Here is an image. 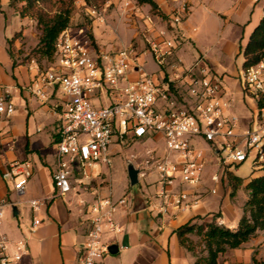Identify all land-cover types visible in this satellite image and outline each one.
Listing matches in <instances>:
<instances>
[{
    "label": "built area",
    "instance_id": "obj_1",
    "mask_svg": "<svg viewBox=\"0 0 264 264\" xmlns=\"http://www.w3.org/2000/svg\"><path fill=\"white\" fill-rule=\"evenodd\" d=\"M128 5L125 2L123 6ZM188 14L189 7L181 4L165 21L167 28L160 36L148 40V54L159 68L156 73L143 71L134 47L112 55L96 53L81 30L72 32L69 28L58 36L46 69L33 60L27 63L33 72L27 92L41 102L56 92L61 94V98L55 97L59 108L56 165L51 174L55 194L63 197L76 190L94 196L84 212L88 230L74 264H101L109 255L103 235L121 232L113 216L124 200L100 197L92 187L97 179L99 186H109L102 169L110 167L111 144L162 142L163 155H150L146 165L151 164L156 171L157 198L161 200L158 210L163 215L169 208L197 206L200 197L195 190L204 185L206 169L212 163L215 170L207 178L210 195L217 194L230 166L250 160L254 175L264 168V59L241 72L242 94L254 103L255 112L249 126L239 131V120L229 113L230 102L221 80L201 58L188 67L180 60L167 64L175 43L164 36ZM146 22L152 27L153 17L147 16ZM104 98L109 102L104 103ZM14 112L13 103L0 86V117L10 118ZM31 176V165L17 162L1 175L19 195ZM28 203L33 211L40 205L36 200ZM6 206L0 202V225ZM39 224L33 218L30 232ZM6 251L7 239L0 234V264H19L28 252L27 240L16 241L11 254Z\"/></svg>",
    "mask_w": 264,
    "mask_h": 264
},
{
    "label": "crops",
    "instance_id": "obj_2",
    "mask_svg": "<svg viewBox=\"0 0 264 264\" xmlns=\"http://www.w3.org/2000/svg\"><path fill=\"white\" fill-rule=\"evenodd\" d=\"M153 1L165 16V21L181 4L185 3L189 7L186 19L174 29L169 28L164 36L175 43L166 59L167 64L170 66L180 60L182 64L186 61L183 67L190 66L197 58L190 53L189 44L198 53V58L221 80L230 102L229 113L238 118L239 131L244 130L251 122L255 105L242 94L240 78L243 58L240 70L233 60L242 54L249 35L262 18L263 0ZM4 6L8 7V0H0V18ZM144 7L149 9L148 6ZM151 16L153 26L160 23L157 32L155 27L147 29V33L155 38L167 27L165 21ZM7 40L5 37L0 40V86L5 89L15 112L10 118L0 117V202L7 203L3 210L0 234L7 239L8 254H11L16 241L22 238L27 240L28 252L19 264H74L78 247L88 230L84 212L94 196L76 190L63 197L55 194L51 180L56 165L54 140L59 118L55 99L61 98V94L56 92L51 95V99L41 102L27 92L26 87L33 72L28 70L27 64L14 62L8 53ZM169 66L167 71L170 73ZM103 102L108 103L109 99L104 98ZM15 162L29 163L32 167V176L21 195L12 191L9 182L1 177L8 166ZM104 175L109 186H99L100 180H95L92 187L96 194L100 197L109 196L114 201L129 196L130 202L126 210H117L113 216L121 232L103 235V242L108 246L116 245L118 252L106 256L101 264H193L194 257L180 247L175 230L188 222L203 221L200 220L203 217L207 218L205 221H210L212 214H218V224L233 229L242 215L246 201L236 204L235 200L222 194L220 186L217 193H221V198L216 204L212 207V203L208 202L203 206L201 200L209 194L207 191L210 185L206 178L204 185L195 190L200 197L197 206L188 210L169 208L163 215L158 210L161 200L157 198V177L152 183L151 193L148 191L150 188L145 186L147 194L140 187L130 194L134 186H129L126 177L130 192L125 187L113 198L110 177ZM137 196L141 197L146 207L132 212V201ZM30 200L40 203L35 211L28 205ZM12 207L18 210L16 216L11 214ZM33 218L38 219L40 224L30 232ZM252 259L264 264V231L256 232L239 248L227 250L219 256L218 262L253 264Z\"/></svg>",
    "mask_w": 264,
    "mask_h": 264
},
{
    "label": "rangeland",
    "instance_id": "obj_3",
    "mask_svg": "<svg viewBox=\"0 0 264 264\" xmlns=\"http://www.w3.org/2000/svg\"><path fill=\"white\" fill-rule=\"evenodd\" d=\"M125 2L129 3L127 8L123 6ZM22 5L23 3L15 0L11 4L8 2V7L4 6V12L0 18V22L2 21V25L0 24V40L3 37L9 40L12 34L14 35L20 32L13 43L8 46L9 55L15 63L27 64L33 60L39 68L46 69L50 65L52 58L46 60L31 55L32 49L37 44L40 32L34 18L19 17L18 9ZM51 5H53L51 8L52 11L60 6H70L71 14L68 28L72 32L81 30L90 40L96 53L101 52L112 55L122 48L132 46L136 50L143 71L147 73L158 72L159 68L157 64L148 54V40L150 41L153 38L151 34L147 33V29L150 28L146 22L147 15H150L149 9H145L144 6H137L133 0H103V2L95 6H88L83 0H73L72 2L70 0H53ZM51 5L49 4L45 8L50 9ZM90 10H94L95 14L91 15L89 13ZM21 22H24V25H21ZM159 26L160 23L152 27H155L157 32V27ZM187 46H189L187 48L190 49V53L195 58H198V53L189 44ZM233 61L236 68L240 70L242 54L235 56ZM183 66H186V61H183ZM163 153V145L159 139L145 142H128L124 145L111 144L110 154L112 159L110 167L102 170L110 177L113 198L122 192L125 187L130 192L126 179V161L132 162L135 168L139 170V182L131 189L130 194L139 187L143 190L144 194H147V191L144 190L145 186H147L146 188H150L148 191L151 193L153 190L152 183L157 177V174L151 164L146 165V161L150 155L162 156ZM99 170L101 169L99 168ZM214 170L215 166L212 163V166L209 165L206 169V177L208 178ZM229 171L234 176L241 178L243 182L247 181L253 175L250 160L237 166H230ZM221 187L222 194L230 200H235L236 204L246 200L247 193L243 188L239 189L236 195L230 198L228 196L229 187L227 181H223ZM220 198L221 193H217L216 195L208 194L201 202H203V206H206L208 202L210 204L212 203L213 207ZM123 200L124 203L117 205L115 212L117 210H126L130 202L129 196H124ZM217 215L212 214L211 218ZM200 220L205 221L207 218L203 217ZM196 222L199 223L200 221ZM190 240L195 245V253L202 255L203 251L200 239L195 236H190Z\"/></svg>",
    "mask_w": 264,
    "mask_h": 264
},
{
    "label": "trees",
    "instance_id": "obj_4",
    "mask_svg": "<svg viewBox=\"0 0 264 264\" xmlns=\"http://www.w3.org/2000/svg\"><path fill=\"white\" fill-rule=\"evenodd\" d=\"M14 1L8 0L10 4ZM52 1L18 0V2L23 3L18 9L19 17L34 18L40 32L31 55L46 60L53 57L56 40L68 28L71 14L69 5L57 7L52 11ZM72 1L70 0V2ZM83 1L88 6H95L103 2V0ZM134 2L137 6H148L151 15L165 21V16L153 0H134ZM49 4L51 5L50 9H46L45 7ZM19 33H15L10 40H7L8 46L13 43ZM242 58V70L253 67L264 59V0L263 16L252 30L246 45L242 49ZM225 178L229 187L228 196L230 198L234 197L241 188L247 193L242 215L233 229L218 224L216 222L218 216H214L210 221L188 222L177 228L175 235L178 244L194 257L193 264H220L218 262L220 255L227 250L239 248L242 244L248 242L256 232L264 231V168L259 175L249 178L245 184L242 179L234 176L230 171L225 172ZM190 236L200 239L202 255L195 253V245L190 240ZM252 262L253 264H259L254 259H252Z\"/></svg>",
    "mask_w": 264,
    "mask_h": 264
},
{
    "label": "water",
    "instance_id": "obj_5",
    "mask_svg": "<svg viewBox=\"0 0 264 264\" xmlns=\"http://www.w3.org/2000/svg\"><path fill=\"white\" fill-rule=\"evenodd\" d=\"M126 169V177L128 179V184L130 187H133L137 185L138 183V176H139V170L135 168V166L130 161H126L125 164ZM146 206L141 199L140 196H137L132 201V212H137L142 209H144ZM12 216H16L18 214V210L16 207H12L11 209ZM118 252V247L116 245H110L108 246V253L109 255H115Z\"/></svg>",
    "mask_w": 264,
    "mask_h": 264
}]
</instances>
